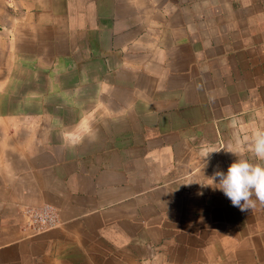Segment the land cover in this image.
Here are the masks:
<instances>
[{"label": "crops", "instance_id": "0c3cea01", "mask_svg": "<svg viewBox=\"0 0 264 264\" xmlns=\"http://www.w3.org/2000/svg\"><path fill=\"white\" fill-rule=\"evenodd\" d=\"M261 127L264 0H0V264H264L201 184Z\"/></svg>", "mask_w": 264, "mask_h": 264}, {"label": "clouds", "instance_id": "9594fccd", "mask_svg": "<svg viewBox=\"0 0 264 264\" xmlns=\"http://www.w3.org/2000/svg\"><path fill=\"white\" fill-rule=\"evenodd\" d=\"M235 144V148L227 149L236 157L227 171H216L211 183L201 184L221 190L234 207L246 211L255 207L257 201L264 204V127L256 129L249 140L250 156L239 150L238 136L235 137Z\"/></svg>", "mask_w": 264, "mask_h": 264}, {"label": "built area", "instance_id": "2783aa9c", "mask_svg": "<svg viewBox=\"0 0 264 264\" xmlns=\"http://www.w3.org/2000/svg\"><path fill=\"white\" fill-rule=\"evenodd\" d=\"M25 225L32 233H40L55 228L59 223L56 208L46 204L41 207L26 206L23 209Z\"/></svg>", "mask_w": 264, "mask_h": 264}]
</instances>
